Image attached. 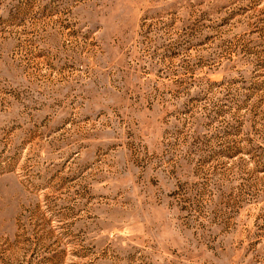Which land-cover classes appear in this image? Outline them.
<instances>
[{"label":"rangeland","instance_id":"obj_1","mask_svg":"<svg viewBox=\"0 0 264 264\" xmlns=\"http://www.w3.org/2000/svg\"><path fill=\"white\" fill-rule=\"evenodd\" d=\"M0 264H264V0H0Z\"/></svg>","mask_w":264,"mask_h":264}]
</instances>
